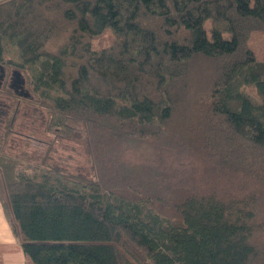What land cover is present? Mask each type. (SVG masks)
Segmentation results:
<instances>
[{
	"label": "trees",
	"instance_id": "1",
	"mask_svg": "<svg viewBox=\"0 0 264 264\" xmlns=\"http://www.w3.org/2000/svg\"><path fill=\"white\" fill-rule=\"evenodd\" d=\"M107 29L114 42L94 48ZM255 30L264 0L0 1V68L34 98L4 93L34 99L93 168L22 164L0 138V200L29 264H264Z\"/></svg>",
	"mask_w": 264,
	"mask_h": 264
},
{
	"label": "rangeland",
	"instance_id": "2",
	"mask_svg": "<svg viewBox=\"0 0 264 264\" xmlns=\"http://www.w3.org/2000/svg\"><path fill=\"white\" fill-rule=\"evenodd\" d=\"M206 27L208 30L210 29L209 21L206 23ZM114 40L113 32L107 29L93 38V47H107ZM248 44L257 56L263 57L264 30L252 31ZM9 88L20 95L34 98L27 89L25 78L20 72L0 68V138H4L6 142V153L22 164H33L41 161L74 175L92 177V164L83 142L77 138H63L47 132V113L45 109L37 105L34 99L33 101H19L16 97L4 93V90ZM244 91L254 101L259 102L261 100L255 86L246 85ZM18 101L21 102V105L17 107ZM207 166L199 161L193 162L189 166L191 167L189 181L192 182V187L203 190V184L212 179H210ZM216 189L231 191L229 185L224 187L218 185ZM261 198L264 199V191H261ZM261 207L262 205H260V209ZM262 212L260 217L262 223H264V209ZM258 237L264 244V234L262 239L260 236Z\"/></svg>",
	"mask_w": 264,
	"mask_h": 264
},
{
	"label": "crops",
	"instance_id": "3",
	"mask_svg": "<svg viewBox=\"0 0 264 264\" xmlns=\"http://www.w3.org/2000/svg\"><path fill=\"white\" fill-rule=\"evenodd\" d=\"M29 262V257L15 236L0 200V264H29Z\"/></svg>",
	"mask_w": 264,
	"mask_h": 264
},
{
	"label": "water",
	"instance_id": "4",
	"mask_svg": "<svg viewBox=\"0 0 264 264\" xmlns=\"http://www.w3.org/2000/svg\"><path fill=\"white\" fill-rule=\"evenodd\" d=\"M4 68H2V70H3Z\"/></svg>",
	"mask_w": 264,
	"mask_h": 264
}]
</instances>
